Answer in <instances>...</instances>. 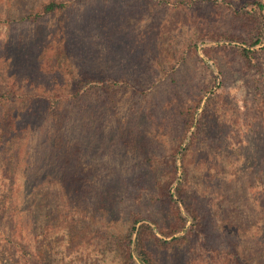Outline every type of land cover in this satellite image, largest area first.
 Listing matches in <instances>:
<instances>
[{
	"label": "rangeland",
	"instance_id": "obj_1",
	"mask_svg": "<svg viewBox=\"0 0 264 264\" xmlns=\"http://www.w3.org/2000/svg\"><path fill=\"white\" fill-rule=\"evenodd\" d=\"M48 1L0 0V264H118L107 238L145 207L154 157L183 140L180 174L185 110L215 83L185 191L221 250L232 238L245 264H264V51L250 70L212 49L261 16L243 26L245 0H62L41 15ZM86 72L99 93L63 103L57 133L50 98L67 101ZM147 246L156 264H201L185 246Z\"/></svg>",
	"mask_w": 264,
	"mask_h": 264
},
{
	"label": "trees",
	"instance_id": "obj_2",
	"mask_svg": "<svg viewBox=\"0 0 264 264\" xmlns=\"http://www.w3.org/2000/svg\"><path fill=\"white\" fill-rule=\"evenodd\" d=\"M244 2L242 10L237 15L241 20L240 22H244L243 26H245V23L247 25H250V23L257 24L259 23L256 18L258 14L262 18L260 23L263 28L254 33L249 29L246 39H243L240 35L216 34L213 38L216 42L228 40L230 43L229 45L225 43L217 44V47L212 49H232L246 69L252 70L256 67V55L264 51V0H245ZM244 6L250 7V9L247 10V7L243 9ZM67 8V3L62 0H49L41 5L40 14H62ZM258 46L261 47L257 48ZM192 48L196 50V45H193ZM204 51L207 52L208 50L204 49ZM99 82L102 83V80L96 75L87 72L80 73L78 77L73 79L67 101H61V99L55 97L50 98L53 101L50 116L57 133L60 128L58 125L61 124L60 116L62 110H64L61 107L62 104L66 102L68 105H75L85 96L99 93V91L94 92L92 90L94 84H99ZM101 85L100 89H106L105 85ZM215 87L216 90L214 91L212 88L206 89L203 95L199 97V102L194 104L191 109L185 110L183 126L185 137H188V143L181 152L180 174H178L179 167L176 157L182 149L183 140L179 142L168 157H162L164 161L159 158L156 159V156L154 157L155 166L151 167L154 180L148 181L147 185L150 190L144 202L145 207L137 206L136 211L133 209L128 213L127 220L130 222L128 227L118 234H110V237L115 238L114 241L112 238H107V246L110 245L109 251L117 254L118 264H156L147 246L148 243L161 251L174 250L185 246L193 250L195 260L198 259L201 264H245L244 257L238 250L239 245L236 240L229 238L228 247L224 248V251L220 249L216 242L217 237H220V235L214 236L211 220L204 222L205 218L190 204L191 195L185 191V185L188 182V170L184 167V159L190 147L198 139L204 114L203 111L200 113L201 116H196L198 105L206 94H209L206 99L207 103L218 97L220 86L217 87L215 83ZM23 98H25L24 100H32L30 95ZM192 128L194 130L191 131L190 135H187ZM167 163L168 170L160 171L158 165L162 166ZM174 183H176L175 186H173ZM123 201L120 200L121 203ZM105 210L108 211V208ZM137 224L139 225L137 226ZM207 225H209V228ZM205 228L208 230H205ZM133 235H135L134 239Z\"/></svg>",
	"mask_w": 264,
	"mask_h": 264
}]
</instances>
